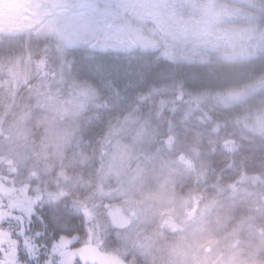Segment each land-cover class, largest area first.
Returning <instances> with one entry per match:
<instances>
[{"label": "snow or ice", "instance_id": "1", "mask_svg": "<svg viewBox=\"0 0 264 264\" xmlns=\"http://www.w3.org/2000/svg\"><path fill=\"white\" fill-rule=\"evenodd\" d=\"M36 7L28 27L0 33V141L16 155L0 164L23 171L29 191L36 181L37 193L28 227L17 218L15 248L0 247V264H103L104 256L160 264L167 250L157 252L155 242L169 232L226 218L205 173L193 187L191 175L177 172L175 145L195 121L216 137L208 140L215 155L230 143L219 139L216 110L264 96V0ZM253 123L264 131V111ZM46 199L48 215L37 217L44 231L33 230L35 205ZM89 247L97 257L82 254ZM167 264L198 259L189 251Z\"/></svg>", "mask_w": 264, "mask_h": 264}, {"label": "trees", "instance_id": "2", "mask_svg": "<svg viewBox=\"0 0 264 264\" xmlns=\"http://www.w3.org/2000/svg\"><path fill=\"white\" fill-rule=\"evenodd\" d=\"M256 101L255 97L248 101L249 105L254 106L251 109L258 106ZM216 111L222 129L219 139L230 141L227 148H218L216 154L212 155L208 140H215L216 137L212 136L208 128L191 121L186 138L182 136L176 141L175 152L182 155V159L174 161L176 170L178 173L191 175L193 187H196L197 176L205 173L207 194L213 199L226 202V218L217 224L213 217L210 226L216 239L226 241L224 245L238 240L230 246L228 253L232 250L239 251L245 257V264L264 261V132L246 125L243 106L233 105L229 108H218ZM225 120L229 123L227 129H223ZM4 144L0 141L1 146ZM183 158L189 159L191 163H186ZM6 168L2 165L0 172L4 174ZM13 176L17 186L28 182L24 179L23 171L20 176L14 173L11 177ZM246 176H251L257 181L243 179ZM212 185L216 187L213 188ZM35 186L36 181H32V189ZM179 191L178 188L177 192ZM49 208L47 199L43 204L36 205V215L32 217L33 230L39 228L44 231L37 217H47ZM70 210L74 215L77 214L74 209ZM24 211L15 209L7 215L0 211V247L8 249L9 252L15 248L14 231L18 228V216L25 217L24 227H28L27 214ZM183 235H173L169 232L166 241L161 239L155 242L157 252L162 247L169 252L170 242L182 238ZM49 236L50 232L46 231L45 235L40 237L41 242H47ZM28 242L31 243L30 240ZM160 264H167L166 256Z\"/></svg>", "mask_w": 264, "mask_h": 264}, {"label": "rangeland", "instance_id": "3", "mask_svg": "<svg viewBox=\"0 0 264 264\" xmlns=\"http://www.w3.org/2000/svg\"><path fill=\"white\" fill-rule=\"evenodd\" d=\"M48 2H51V0H0V33H16L28 27L37 17L38 8L36 5ZM219 90L220 89H215L213 91ZM201 91L206 90L203 89ZM256 98L258 104L256 108L249 109V102L241 104L240 106H243L244 109L246 125L253 127L256 131L264 132L258 130L253 123L254 112L257 109L264 111V104L260 103V101L264 99V96L258 95L255 96V99ZM230 106L233 105H228L224 108H229ZM0 156L5 159L16 158L13 149L5 144L4 146L0 145ZM183 160L186 163H191L187 158H183ZM2 165L7 168L4 174L0 172V211L2 210V213L7 215L12 210L22 209L25 210L24 212L27 214V210L30 209L35 202V197L37 195L35 187L29 191L26 187L28 182L26 184H21V186H17L18 184H16L14 180L15 177H11L13 173L8 170L6 164H0V167H2ZM243 179L257 181L251 176H246V178L243 177ZM67 238L68 237L65 236V239ZM237 241L238 240L224 245L226 241L216 239L213 234V228L210 225H204L196 229L190 228L187 234H184L182 238L170 242L168 246L169 252H166L165 256L167 261L171 258L173 261L179 262L182 261L184 253L191 251L196 255L198 264H245V257L239 251L232 250L228 253L230 246ZM60 250L65 251L66 255L70 251L63 241L60 242ZM82 254L89 258L97 257L96 249L91 247L85 248ZM103 264H118V261L114 257L104 256ZM253 264H264V261L255 262Z\"/></svg>", "mask_w": 264, "mask_h": 264}]
</instances>
